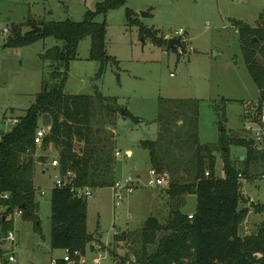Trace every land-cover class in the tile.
I'll return each mask as SVG.
<instances>
[{"label":"rangeland","instance_id":"374dc122","mask_svg":"<svg viewBox=\"0 0 264 264\" xmlns=\"http://www.w3.org/2000/svg\"><path fill=\"white\" fill-rule=\"evenodd\" d=\"M101 1L0 0V22L12 29L17 26L25 33L33 27L34 21H29V16L37 18L38 22L82 21ZM127 9L132 13V19L128 17ZM142 12L149 15L143 16ZM9 16L12 20H8ZM104 19L108 25L107 50L112 59L107 61L104 72L98 77L100 62L90 58L91 37L82 39L77 58L70 62L65 91L70 94L99 91L104 96L117 98L137 117L119 116L116 148L122 156L115 158L118 179L132 175L136 184L140 175L141 185L116 203L111 187L94 189L93 196L88 199L89 229L101 232L104 246L112 248V254L109 253L102 264H113V259L123 255L135 260L137 246L136 236L127 237L123 244L114 240L118 228H130L125 231L127 233H139L148 217L153 215L166 223L171 214L165 188L146 185L153 166L148 151L140 146L142 141L158 137L161 99L199 102V138L203 143H216L220 138L217 106L225 108L228 134L249 141L248 133L241 129L244 105L258 101L262 91L245 63L239 25L264 24V0H128L124 6L97 17L98 21ZM141 26L162 37L180 38L183 45L168 49L165 45L155 44L151 37L141 36ZM180 28L185 30L183 36L175 33ZM12 34L5 35L0 31V119L11 120L0 123V130L5 132L14 126V120L26 114L42 90L43 80L52 70L48 66L50 62L42 59V52L62 44L51 36L22 47L8 46L6 43ZM127 148L134 150V157L126 154ZM240 149L247 152V147L233 145L232 155ZM38 150L43 153L41 148ZM49 150L45 152L48 160L35 172V186L46 192L45 195L37 194V200L42 203L39 216L43 233L39 234L33 221L21 215H15L12 220L19 243L17 254L25 263L50 264L53 256L64 254L62 249L51 247V197L59 172L58 166L52 165L58 153ZM217 169L219 174L223 172L220 157ZM263 174L264 164L251 163L241 184V193L247 201L241 202L240 206L250 207L253 213L248 217L257 225L264 220V211L255 208L257 204L264 208ZM196 204V197L189 196L184 211L194 209ZM249 219L244 221L247 224H242L244 234L248 230V234L256 232L257 226L253 229ZM91 245V242L87 245L86 256L89 264H94L96 246Z\"/></svg>","mask_w":264,"mask_h":264},{"label":"trees","instance_id":"16d2710c","mask_svg":"<svg viewBox=\"0 0 264 264\" xmlns=\"http://www.w3.org/2000/svg\"><path fill=\"white\" fill-rule=\"evenodd\" d=\"M127 1L103 0L82 21H34L29 31L22 33L18 27L8 39L6 45L14 47L51 36L62 44L42 54L52 70L26 114L16 119L0 142V192L12 194L4 201L7 217L1 222L4 231L13 225L8 216L21 208L23 218L33 221L35 230L43 233L34 177L40 156L48 157L45 152L53 147L58 153V172L66 183L52 189L51 247L85 251L93 240L88 230V200L76 196L72 186L96 189L115 183L118 118L137 117L117 98L99 91L70 94L65 87L70 62L77 58L79 44L87 36L91 37L90 58L100 62L98 77L102 75L112 56L107 50V21H98L97 17L124 6ZM127 15L132 19L129 9ZM140 32L142 37H151L155 44L168 45V39L145 26H141ZM239 33L245 63L262 91L260 101L264 102V24L242 23ZM216 110L221 124L220 138L216 143H203L199 138V102L161 99L158 137L142 141L140 146L148 151L153 168L169 175L165 191L171 214L166 223L156 216L148 217L139 233L116 234L117 241L136 236L132 264H264V220L257 225L256 232L243 234L241 227L251 209L240 206L244 201L240 174L247 173L251 163L264 164V152L254 150L244 137H231L225 126L224 106H217ZM45 114L50 115L51 126L40 147L42 155L35 156L38 150L35 133ZM233 145L247 147L245 159L233 157ZM219 157L224 176L217 169ZM189 195L197 199L193 218L184 211ZM255 208L264 211L260 204Z\"/></svg>","mask_w":264,"mask_h":264},{"label":"built area","instance_id":"2783aa9c","mask_svg":"<svg viewBox=\"0 0 264 264\" xmlns=\"http://www.w3.org/2000/svg\"><path fill=\"white\" fill-rule=\"evenodd\" d=\"M0 31L3 32L5 35L12 34V28L10 26H4L0 22ZM178 36H183L185 30L180 28L178 31L175 32ZM170 36L169 38H171ZM181 40V39H180ZM182 42L180 41V45L182 47ZM1 120V119H0ZM11 121L10 119L6 120V123ZM4 122L3 120L0 123ZM16 120H14L15 124ZM243 122L246 132L249 135V142L251 146L256 151L264 152V102L258 101H251L244 105L243 109ZM50 127L41 125L37 128L35 133V143L37 148H40L44 142V138L49 133ZM8 132V131H7ZM5 131L0 130V142L4 138V134L7 133ZM35 156H38V150L35 153ZM122 156L121 151L116 148L115 150V157L120 158ZM53 166H59L60 163L57 158L53 159L52 161ZM68 174H71L68 172ZM209 175V172H206ZM264 176V174H263ZM242 174H240V178ZM137 183L135 184V178L132 175H129L125 179H116L115 183L111 186L113 191L114 199L122 201L125 198L126 194L133 193L140 185V175L136 178ZM170 178L167 173L159 172L156 168L151 167L149 171V177L147 181V186L150 187H157V188H167L169 186ZM66 182L63 179V176L58 174L57 180L55 182V186L63 187ZM36 193H40L41 195H45L46 192L44 189L38 188L35 186ZM72 191L74 194L83 199H89L93 196L94 189L92 187H75L72 186ZM12 197V194L8 191L0 192V224L4 220L6 206L4 204L5 200H8ZM194 213H189V218H193ZM15 215L23 216V209L16 208L13 213L8 216L9 220H13ZM6 217V216H5ZM7 219V217H6ZM5 219V220H6ZM124 241H120L119 244H123ZM17 246L18 237L14 230V228H10L7 231L2 230L0 232V264H34V263H25L21 261L17 254ZM96 250L95 253L97 254L93 258L94 264H102L103 260L106 259V256L112 252L106 248V246H102L101 244H95ZM124 256L120 258L113 259V264H132L134 260L126 259L124 260ZM50 264H89L86 251L81 249L70 250L64 249V254L60 257L53 256L50 259Z\"/></svg>","mask_w":264,"mask_h":264},{"label":"crops","instance_id":"0c3cea01","mask_svg":"<svg viewBox=\"0 0 264 264\" xmlns=\"http://www.w3.org/2000/svg\"><path fill=\"white\" fill-rule=\"evenodd\" d=\"M8 20H12V17L11 16H9L8 17ZM34 21H37V18H35V20ZM46 21V20H45ZM252 26V25H251ZM18 27L17 26H14L13 27V29H12V31L13 30H16ZM164 38H166V39H170V38H167V36L165 35L164 36ZM150 45H152V44H150ZM46 50H44L43 52H42V54L45 52ZM261 98H259V100H260ZM121 104V103H120ZM3 123H5L6 124V122H3ZM2 123V124H3ZM241 129H244L245 130V127H244V123H243V127L241 128ZM240 129V130H241ZM237 131H239V129L237 130ZM242 137V136H241ZM239 147H241L242 148V146H239ZM54 149H53V147H51L50 148V152L52 153V151H53ZM126 154L129 156V157H134V155H135V152H134V150L132 149V148H127L126 149ZM234 155H233V157H238V156H240V159L241 160H243V159H245V157H246V153H245V151L244 150H242V149H240V150H237L236 152L234 151V153H233ZM38 155H42V153L41 152H39L38 151ZM119 159V158H118ZM47 160H48V157H47ZM43 164L44 163H42V162H38L37 163V169H39V168H42L43 167ZM222 165H223V161H222ZM54 168H55V166H53ZM57 169V168H56ZM43 172H44V170H43ZM221 176H224L225 175V172H224V169H223V172L220 174ZM116 178L118 179V175H117V165H116ZM34 180H35V184H36V176L34 177ZM243 180H245V178H244V176H243V174H242V177L240 178V181H241V184H242V181ZM37 187V186H36ZM127 195H129V194H126V196ZM189 196H195V195H189ZM189 196L187 197V201H188V199H189ZM196 197V196H195ZM39 200V202L41 203V200L40 199H38ZM114 201H115V203H116V200L114 199ZM42 204V203H41ZM40 204V205H41ZM40 210H41V208H40ZM184 210H185V208H184ZM196 210V207L194 208V209H191V210H186L185 212H187V213H193L194 211ZM38 213H39V211H38ZM253 212H252V210L250 211V213L249 214H252ZM249 214H248V216H249ZM247 216V221H248V219L250 218V217H248ZM89 217V216H88ZM132 217V216H131ZM249 220H251V219H249ZM88 223H89V221H88ZM255 223V222H254ZM253 223V221L251 220V226H252V228L254 229V227L256 228V226H257V224H254ZM258 224H260L261 223V221H259V222H257ZM245 224H247L246 222H244V225ZM116 226V225H115ZM3 230V226H2V224H0V232ZM88 230H89V232L93 235V239L94 240H92L91 241V243H92V245H95V244H100L101 243V245L102 246H104V244H103V238H104V235H102V233L100 232L99 233V231H96V232H92V231H90V229H89V224H88ZM128 230H130V228H127V230H125V229H121V228H118V232L117 233H119V232H125V231H128ZM241 231H244V226H242L241 227ZM250 231L248 230V231H246L245 232V234H247V233H249ZM116 233V234H117ZM243 234H244V232H242ZM42 237H43V235H42ZM116 239V235H115V238H114V240ZM98 241V242H100V243H96L95 241ZM119 243H120V241H119ZM92 245H91V247H92ZM63 251H64V249H62ZM92 250V249H91ZM108 250H110L111 252H112V248L111 247H109L108 248ZM85 251H87V250H85ZM95 252V251H94Z\"/></svg>","mask_w":264,"mask_h":264},{"label":"water","instance_id":"95a60500","mask_svg":"<svg viewBox=\"0 0 264 264\" xmlns=\"http://www.w3.org/2000/svg\"><path fill=\"white\" fill-rule=\"evenodd\" d=\"M142 15H143V16H148L149 13H148V12H142ZM28 19H29V21H34V20H35V17H33V16H29ZM239 23H240V21H237V24H239ZM12 32L14 33L15 30H13ZM143 40H144V39H143ZM180 41H181L180 38H170V39L168 40L167 48H168V49H174V48H176V45H177V44H180ZM42 123H43V125H45V126H47V127H50V126H51V117H50L49 114H45V115L42 117ZM46 160H47V156H46V155L40 156V158H39V161L42 162V163H45ZM246 201H247V199L244 198V202H246ZM3 219L5 220L6 217L4 216Z\"/></svg>","mask_w":264,"mask_h":264}]
</instances>
